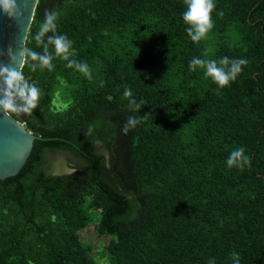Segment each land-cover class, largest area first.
I'll return each mask as SVG.
<instances>
[{
    "label": "trees",
    "instance_id": "trees-1",
    "mask_svg": "<svg viewBox=\"0 0 264 264\" xmlns=\"http://www.w3.org/2000/svg\"><path fill=\"white\" fill-rule=\"evenodd\" d=\"M219 1L218 26L243 25L247 47L257 57L228 87L264 114V0ZM186 7L185 0H39L26 43L42 52L34 36L46 11L58 14L57 32L73 42L71 51L99 32L155 13L167 19L176 39L193 48L182 16ZM49 50L55 56L52 46ZM223 57L244 59L226 51ZM56 58L51 72L23 66L24 76L40 89L37 107L31 113L9 112L47 140H35L19 173L0 180V263L9 258L21 264H85L83 253L71 250L63 226L83 217L84 195L93 188L92 203L102 212L100 230L115 237V264H234L233 253L240 264H264V129L244 135L251 154L246 171H235L225 184H209L178 158L179 125L164 121L174 108L173 92L152 58L131 59L126 67L117 61L110 66L106 92L81 94L65 115L47 113L58 71L69 70L67 61ZM126 87L137 103L143 101L139 112L124 97ZM129 116L144 118L125 134ZM99 148L110 150V167ZM48 151L69 153L81 169L53 173ZM251 182L260 185L259 196L235 202V191ZM245 238L247 249L240 247Z\"/></svg>",
    "mask_w": 264,
    "mask_h": 264
},
{
    "label": "rangeland",
    "instance_id": "rangeland-1",
    "mask_svg": "<svg viewBox=\"0 0 264 264\" xmlns=\"http://www.w3.org/2000/svg\"><path fill=\"white\" fill-rule=\"evenodd\" d=\"M215 4L212 13L215 26L207 38L195 42L193 48L176 39L167 19L155 13L142 14L138 20L129 21L124 27L102 31L89 38L71 51L70 59L87 63L92 79H87L75 67L58 71L57 84L51 93L50 111L47 113L65 115L81 94L93 89L106 92L110 66L117 61L127 66L131 59L150 57L161 69L173 92L174 108L166 114L164 121L179 125L181 149L178 158L186 170L189 173L194 171L193 175H201L209 184L217 181L225 184L235 171L245 172L246 166L242 170L229 168L226 161L230 153L239 147L245 148V155L250 157L244 135L264 129V114L250 107L245 97H234L229 87L218 88L210 78L204 76L202 69L191 70L189 67L193 58L219 61L225 51L241 55L249 66L257 61L255 54L247 47L246 28L240 24L219 27L216 10L220 1L215 0ZM58 61V58H54L53 64ZM98 150L104 164L110 167V150ZM46 163L55 174L71 173L82 166L81 161L74 160L69 153L55 151L46 153ZM245 185L240 187L241 192L235 191V202H242L246 196H259L261 189L258 183ZM94 195L93 188L84 195L81 205L83 217L74 220L70 226H63L66 227L64 231L70 235L71 250H80L85 264H115L116 257L111 251L115 237L100 230L102 212L92 203ZM261 210L264 226V208ZM248 243V238L241 239L240 247L247 249ZM216 253L222 259L223 251L220 248ZM5 259L0 264H21L16 259Z\"/></svg>",
    "mask_w": 264,
    "mask_h": 264
},
{
    "label": "clouds",
    "instance_id": "clouds-1",
    "mask_svg": "<svg viewBox=\"0 0 264 264\" xmlns=\"http://www.w3.org/2000/svg\"><path fill=\"white\" fill-rule=\"evenodd\" d=\"M185 3L187 7L182 16L184 23L188 25L187 34L193 42H200L207 38L208 33L215 26L212 19V13L216 8L215 0H185ZM0 12L15 20L22 17L17 0H0ZM220 15L222 16L223 13H220ZM57 20L58 14L55 11L45 12L44 21L40 24L39 30L34 36L37 47H41L42 52L33 50L28 47L27 43L23 42L19 45L18 56L12 51L11 47L8 49L7 55L10 64L0 63V110L4 113H31L37 107L40 89L24 76L23 66H28L33 72L37 69H47L51 72L55 68L54 58L59 57L68 62L67 66L69 68L75 67L87 79H92V73L87 63L70 59L73 42L65 35L57 32ZM49 33L51 35H48ZM50 46L54 48L55 56L50 52ZM246 64V59L230 60L223 57L217 61L214 59L193 58L189 63V67L191 70L202 69L206 78H210L218 88L223 89L236 80L242 72V66ZM15 65H19V70L14 67ZM123 95L128 99L129 106L134 111L139 112L143 101L137 103L131 88L126 87ZM143 118L129 116L124 125V133L127 134L130 129L135 128ZM250 163V157L245 155V148L243 147L233 150L226 161L229 168L235 167L241 170L245 166H250ZM232 259L234 264H240L238 253H233ZM209 264H215V261L209 260Z\"/></svg>",
    "mask_w": 264,
    "mask_h": 264
},
{
    "label": "water",
    "instance_id": "water-1",
    "mask_svg": "<svg viewBox=\"0 0 264 264\" xmlns=\"http://www.w3.org/2000/svg\"><path fill=\"white\" fill-rule=\"evenodd\" d=\"M17 3L22 12L19 20L0 12V63L5 65L10 64L8 49L11 47L18 56L19 45L26 43L38 4L36 0H17ZM14 67L19 70V65ZM35 140L47 139L32 133L25 125L0 110V180L19 173L30 156Z\"/></svg>",
    "mask_w": 264,
    "mask_h": 264
}]
</instances>
